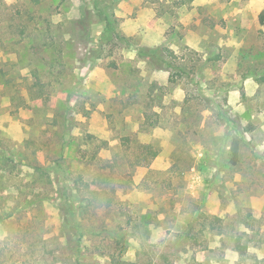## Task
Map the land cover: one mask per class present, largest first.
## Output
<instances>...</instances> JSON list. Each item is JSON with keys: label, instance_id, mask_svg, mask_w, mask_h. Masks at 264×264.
<instances>
[{"label": "rangeland", "instance_id": "374dc122", "mask_svg": "<svg viewBox=\"0 0 264 264\" xmlns=\"http://www.w3.org/2000/svg\"><path fill=\"white\" fill-rule=\"evenodd\" d=\"M263 9L0 0V264H264Z\"/></svg>", "mask_w": 264, "mask_h": 264}, {"label": "trees", "instance_id": "16d2710c", "mask_svg": "<svg viewBox=\"0 0 264 264\" xmlns=\"http://www.w3.org/2000/svg\"><path fill=\"white\" fill-rule=\"evenodd\" d=\"M259 22L264 25V9L260 12L259 14ZM148 50H151L148 48ZM164 49H161L160 47L158 48H155V50L153 52L155 53H150V52H147V55L149 57V61L151 63H153V65H156L158 66V62L159 60L161 59V57L163 55H165L164 53ZM143 55H146L145 52H143ZM107 143V142H105ZM144 156L147 158V154L150 155V159H152L153 157H155L158 152L156 150H154V148L152 146H149V145H145V149H144V152H143ZM240 161V147H239V140L237 138H234L232 140V143H231V146H230V162L231 164L233 165H237ZM76 183L82 188H84L85 190H87L88 192L90 193H96L95 190H91L90 189V184L88 181H86L82 175H78L77 179H76ZM88 199V198H87ZM108 202H111V197H108ZM128 217L130 218V214H128ZM131 223V222H129ZM112 262L110 264L113 263L114 261V258H111Z\"/></svg>", "mask_w": 264, "mask_h": 264}]
</instances>
